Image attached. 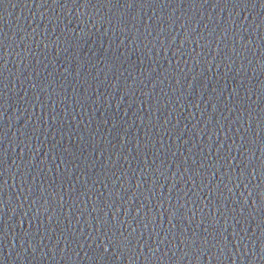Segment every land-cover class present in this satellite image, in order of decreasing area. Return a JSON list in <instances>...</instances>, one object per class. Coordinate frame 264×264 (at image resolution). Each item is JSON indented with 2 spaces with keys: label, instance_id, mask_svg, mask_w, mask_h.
<instances>
[{
  "label": "water",
  "instance_id": "obj_1",
  "mask_svg": "<svg viewBox=\"0 0 264 264\" xmlns=\"http://www.w3.org/2000/svg\"><path fill=\"white\" fill-rule=\"evenodd\" d=\"M133 2L0 0L2 264H264V8Z\"/></svg>",
  "mask_w": 264,
  "mask_h": 264
},
{
  "label": "snow or ice",
  "instance_id": "obj_2",
  "mask_svg": "<svg viewBox=\"0 0 264 264\" xmlns=\"http://www.w3.org/2000/svg\"><path fill=\"white\" fill-rule=\"evenodd\" d=\"M56 2H57V0H53V3H56ZM207 2H208V0H204V3H207ZM160 4L162 5V7H167V4L164 3V0H160ZM249 4L252 5V8H255L256 7V3L255 2L248 3L247 0H238V4L236 6L243 5V7H248ZM83 6L84 7H87L88 5L87 4H84ZM105 6H109V7H117V6H120V7H125V8H132V7L136 6V4L133 2V0H126V2L123 5H119V0H117L116 3H113V0H107V4ZM259 6L261 8H264V0H260ZM196 43H197V46L200 47L199 41H196ZM203 47H209V45L208 44H205V45H203ZM0 48H4V51H3L2 55H0V60L4 61L3 64H0V68H3L5 66V64H6V61L4 59L5 53L7 55L9 54L7 52V50H6V47H5V41L0 40ZM233 51H235V50L233 49ZM197 55H199V53H197ZM177 83H179V81H177ZM4 86L7 87V84H4ZM262 89H264V85H262ZM233 95H237L236 90H234ZM3 99H4V97H0V100H3ZM155 106H156V110L159 111V104L156 101H155ZM150 107L152 108L153 107V104L150 105ZM261 111H264V109H261ZM249 116H251V112H249ZM52 119H53V121H55V117H53ZM113 128H117V125L116 124H113ZM260 128H264V120H261V122H260ZM117 135H119V132H117ZM127 135H128V133L125 132V136H127ZM256 135H257V137H259V131L256 133ZM254 142L255 141L253 139L248 141L249 144H252ZM262 147H264V142H262ZM145 148H147V145H145ZM140 150L141 149H140L139 144H138L137 151L139 152ZM65 151H67V149H65ZM3 163H4V160H3L2 157H0V165H3ZM193 163H195V161H193ZM228 163L231 164V160H229ZM239 163L244 164V167L245 168L248 167V164L245 163L244 161H240ZM155 167H156V170H159V168L161 167V165L160 164H156ZM198 167L199 168H203L204 167V164L201 163L200 165H198ZM184 171H185V174H187L189 172V169L185 168ZM243 174H244V172L242 170L241 171V175H243ZM259 174L262 177V179H264V162L261 163L260 173ZM195 175L198 176V175H200V173L199 172H195ZM253 178H255V176H253ZM189 179H191V176H189ZM4 183H6V181ZM93 183H95V182H93ZM3 187H4V185L3 184H0V190H3ZM137 187H139V184H137ZM245 187H247V185H245ZM254 187L260 189L261 201H262L260 207L261 208H264V182H262L261 184L255 185ZM171 191H172V188L170 187L169 188V192H171ZM101 195H103V193H101ZM249 195H251V192H249ZM60 199L62 200L63 199V196H61ZM164 199H170V197L167 196V197H164ZM104 203L107 204L108 207H111L112 206L111 203H109L107 201H105ZM94 204L98 206L100 204V201L99 202H96ZM160 206L162 207V205H160ZM183 207H184V205L181 204L180 205V208H183ZM2 208H3V206L0 205V211H2ZM117 209H119V208H117ZM117 209H116V211L118 212L119 210H117ZM169 209H171L170 216L168 215V223L170 225H172L173 219H182V220H184L185 218L191 219V218H193L196 215V213L193 212L191 208H188L184 214H180L175 207H170ZM169 209H167L168 214H169ZM97 210H100V209L98 207H94L93 208V211H97ZM149 211H151V210H149ZM187 212H192V217L187 216ZM126 214H127V211H126ZM155 219H156V217L153 215L152 218H151V220L149 222L151 223ZM201 220L203 221V217H201ZM260 222L261 223H264V218H262ZM96 223L99 226L96 229V231L98 233V236H99V239L101 241H103L104 239L107 238V244H98L97 245V248L103 247V252L104 253H107L108 252L109 246H111L113 248H117V249L118 248H127V247H130V245H131L130 237L135 233V231H136L135 228H133L132 229V232L129 233L127 236H125L123 233H121L120 236L122 237V239L113 240L112 238H108V230L110 228H116L117 221H116L115 213L112 216L111 224L110 225H109V222L107 220H104V219L97 220ZM128 227H131V225L129 224ZM146 227H147V225H145V228ZM173 227H175V225H173ZM101 228H104L105 231L104 232H101ZM204 231L205 232H209V229L208 228H205ZM25 235H27V233H25ZM193 235L195 236L196 234L193 233ZM221 235H222V233H221ZM202 243L204 245H207L208 240L206 238H203L202 239ZM99 257H100V260L103 261V264H108V262L104 259L103 254H99ZM116 259L118 260V259H120V257H117ZM0 264H2V262H0Z\"/></svg>",
  "mask_w": 264,
  "mask_h": 264
}]
</instances>
